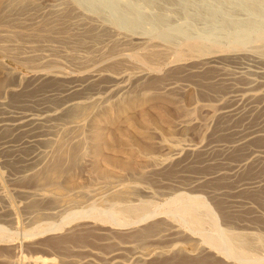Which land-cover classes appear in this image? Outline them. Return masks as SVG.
<instances>
[{
	"label": "rangeland",
	"instance_id": "374dc122",
	"mask_svg": "<svg viewBox=\"0 0 264 264\" xmlns=\"http://www.w3.org/2000/svg\"><path fill=\"white\" fill-rule=\"evenodd\" d=\"M0 11V264H264V0Z\"/></svg>",
	"mask_w": 264,
	"mask_h": 264
},
{
	"label": "bare ground",
	"instance_id": "6f19581e",
	"mask_svg": "<svg viewBox=\"0 0 264 264\" xmlns=\"http://www.w3.org/2000/svg\"><path fill=\"white\" fill-rule=\"evenodd\" d=\"M1 12V11H0ZM195 44H191L190 46H188V48H189V50L192 52V50L190 49V48H192V46H194ZM195 47H196V45H195ZM197 48H199V46L197 47ZM193 49V48H192ZM201 50V49H200ZM187 52V51H186ZM196 52H199V51H196ZM152 55V54H151ZM184 55H186V54H184ZM160 56V55H159ZM179 56V55H178ZM185 57V56H184ZM142 58V57H141ZM148 58H150L149 56H148ZM153 58V57H152ZM155 58V57H154ZM179 58V57H178ZM147 59V58H146ZM145 59V60H146ZM148 60V59H147ZM151 61V60H150ZM153 61V60H152ZM147 62V61H146ZM145 62V63H146ZM144 63V64H145ZM256 73V72H255ZM260 73V72H259ZM257 74V73H256ZM254 95L253 94H245V93H242L240 96H238V97H240V99H251L252 97H253ZM247 97V98H246ZM151 98V97H150ZM168 98V97H167ZM171 98H173V97H171ZM147 101V100H146ZM151 101H152V98H151ZM91 106V105H90ZM173 107L175 110H177V109H179L180 107L178 106V103H177V101L173 98L171 101L169 100V98H168V100L167 99H162V100H158V102H155V105L153 106L155 109H153V110H155L156 111V113L158 114V116L160 115V117H158V116H156L157 118H159V119H161V118H163L164 119V121H165V119H170V115H169V113H170V107ZM171 107V108H172ZM78 108H80V110H78ZM87 108H83V106L82 107H77V110H78V113H77V111L75 112L76 114H74V115H72V117H75V118H73L72 120H76V119H80L78 116L81 114V112L82 113H84L85 112V110H86ZM173 110V109H172ZM155 111L153 112V113H155ZM180 112V111H179ZM71 112H69V114H70ZM149 113V112H148ZM177 113H178V111H177ZM191 113V112H190ZM189 112H187L186 114L185 113H182L183 115H182V117L183 118H181V125H185V124H191V122L193 121V119H192V116H190L191 114H190ZM72 114V113H71ZM70 114V115H71ZM78 114V115H77ZM152 114V113H151ZM174 114V113H173ZM172 114V115H173ZM175 114H176V112H175ZM190 114V115H189ZM56 114L55 113H52L51 115H49V117H48V119L49 118H51V117H53V116H55ZM77 115V116H76ZM82 115V114H81ZM148 115V114H147ZM170 117H169V116ZM178 115V114H177ZM84 116V115H83ZM144 116H146V114L144 115ZM149 116H151V115H149ZM149 116H147V117H149ZM154 116V115H153ZM77 117V118H76ZM147 117H145L147 120H148V122H149V124H150V122H151V120L152 121H154V122H151V123H153V126H155V124L157 123H155V118H153V119H151L150 117V119L151 120H149V118H147ZM168 117V118H167ZM178 117V116H177ZM144 119V118H143ZM162 119V120H163ZM168 119V120H169ZM44 120V117H39L37 120H36V117L35 118H30L29 120H27L28 122H30L31 124H35L36 122H41V121H43ZM144 121V120H143ZM157 121V120H156ZM161 121V120H160ZM158 122V123H160V124H162L161 122ZM167 121V120H166ZM170 121V120H169ZM135 122V121H134ZM147 121L145 122V123H148ZM163 122V121H162ZM166 123V122H165ZM140 124V123H139ZM138 125V124H137ZM148 124H146V126H147ZM160 126V125H159ZM139 127V126H138ZM142 127V126H141ZM148 127H149V125H148ZM155 127H158L157 126V124H156V126ZM147 127H145L144 129H146ZM143 130V129H142ZM64 144V143H63ZM65 146V145H64ZM187 146V145H186ZM59 148V147H58ZM64 147L63 148H61V149H59V151H58V154H60V152L62 153V151H63V153H64ZM58 150V149H57ZM65 150H66V148H65ZM70 150V149H69ZM67 151V150H66ZM74 151V150H73ZM71 152V151H70ZM76 152H77V150H76ZM66 154V153H65ZM74 154V153H73ZM61 155V154H60ZM69 155V154H68ZM62 156V155H61ZM66 156V155H65ZM72 156H75V155H72ZM72 156L70 157V156H68V159H69V157L70 158H72ZM57 157H58V155H57ZM60 158V157H59ZM59 158H57V160H56V162L54 163V165L52 166V169H50V171H48L47 169V171L49 172L48 173V179L49 180H52L53 181V179L54 178H56L57 176H59L60 174V172H62L61 171V169L63 168L62 166L64 165V161H63V159L61 158V159H59ZM54 160V159H53ZM73 160V159H72ZM67 163H68V161H67ZM70 163V162H69ZM74 163H75V161H74ZM76 163H77V161H76ZM66 164V163H65ZM72 165H73V163H72ZM71 165V166H72ZM65 166V165H64ZM66 167V166H65ZM68 172V171H67ZM43 175V174H42ZM62 175H64V174H62ZM61 175V176H62ZM46 176V175H45ZM41 177V176H40ZM42 178H44V177H42ZM59 178V177H58ZM60 179V178H59ZM59 179H57V180H55V182L56 181H58ZM48 181V180H47ZM46 181V182H47ZM41 182H43V180L41 181ZM59 182V181H58ZM48 183V182H47ZM54 184V183H53ZM55 185H58V184H55ZM53 187V186H52ZM57 187V186H56ZM59 187V186H58ZM60 189V188H59ZM59 191V190H58ZM62 193V192H61ZM65 195V194H64ZM196 209V208H195ZM193 211V210H192ZM199 218V217H198ZM202 220V219H201ZM156 230V228L154 229V228H150V229H148V231H146V235H150V234H152V232H154ZM145 234H143L142 236H144ZM89 239H90V235H74V236H72V238L70 237V238H68V239H59L60 241H57V242H53L54 243V245H52L54 248H56V249H66L67 247H65V246H68V244L70 245L71 244V242H73L74 244L76 243V244H81V243H84V242H87V241H89ZM173 262V261H172ZM170 264V263H169ZM180 264V263H179Z\"/></svg>",
	"mask_w": 264,
	"mask_h": 264
}]
</instances>
